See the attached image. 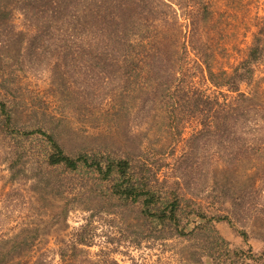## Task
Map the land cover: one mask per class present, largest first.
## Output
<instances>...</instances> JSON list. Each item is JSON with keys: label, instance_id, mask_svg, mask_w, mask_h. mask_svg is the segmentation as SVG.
Wrapping results in <instances>:
<instances>
[{"label": "trees", "instance_id": "1", "mask_svg": "<svg viewBox=\"0 0 264 264\" xmlns=\"http://www.w3.org/2000/svg\"><path fill=\"white\" fill-rule=\"evenodd\" d=\"M215 13L212 0H0V77L5 89L14 77V64L3 53L10 45L24 71L49 64L57 77L73 81L68 88L83 102L118 104L128 134H137L157 114L155 134H179V142L182 134H191L185 145L189 150L178 151L175 142L173 151L156 152L153 159L129 153L102 159L72 156L54 133L38 128L25 132L41 133L48 146L35 168L14 145L0 148L13 186L30 181L33 190L41 186L38 191L59 194L63 181L54 169L73 172L83 165L106 178L114 176L110 197L126 203L142 198V221L160 226L153 236L107 234L104 245L92 251L101 235L88 219L69 236L57 237L55 248L22 247L32 242L26 234L7 249L11 239L3 234L5 218L0 216V264H56L57 258V264H120L117 254L127 253L121 247L145 243L161 251L154 264H264V254L251 246L232 247L216 226L221 220L233 224L230 214L251 221L255 199L264 197V16L257 15V30L245 54L231 63L228 34ZM21 18L23 29L18 27ZM49 53L54 58L48 59ZM72 62L74 73L69 70ZM0 114L3 128H10L12 116L3 100ZM220 166L225 172L221 177L216 172ZM247 170V177L236 184L240 176L235 175ZM11 192H0V200ZM211 195L223 200L221 210L227 214L208 216L200 201ZM192 215L200 221L187 230L183 221ZM171 225L175 232L165 236ZM242 234L247 241L248 233ZM169 238L176 242H166Z\"/></svg>", "mask_w": 264, "mask_h": 264}, {"label": "rangeland", "instance_id": "2", "mask_svg": "<svg viewBox=\"0 0 264 264\" xmlns=\"http://www.w3.org/2000/svg\"><path fill=\"white\" fill-rule=\"evenodd\" d=\"M212 1L213 9L216 11L215 16L222 20L221 25L228 34L230 62L236 63L245 54L253 32L257 30L255 25L257 15L264 16V0ZM23 22L22 18L18 21L19 28L25 27ZM0 40L3 46L4 37L1 36ZM4 49L6 60L14 64L11 66L14 69V77L12 81L6 83L7 89L3 87L0 77V100L7 102L12 116L11 127L4 129L0 114V148L9 145L19 148L27 154L28 166L35 168V164L44 160L48 150L41 133H25L38 128L54 133L65 152L72 156L86 154L107 159L108 156L118 157L129 153L138 154L142 158L149 156L153 159L156 152L173 151L175 142L178 143V151L183 148L190 149L189 146H185L187 139L191 136L189 133L182 134L180 142L179 134H155L158 114L156 118L153 117L151 123L137 128V134H128L124 128L126 115L118 114V104L117 108L113 102L109 101L98 107L83 102L68 88V83L73 81L68 82L57 77L53 74L51 65L43 63L34 67L35 69L26 68L24 71L23 65L15 57L14 46L8 45ZM45 55L46 52L43 56ZM50 58L54 57L49 53L48 59ZM224 60L226 61L227 58L224 57ZM69 70L72 73L75 72L73 62ZM149 126L150 130H148ZM187 130L189 129L187 128L185 132ZM1 134L10 135L5 138ZM18 134L30 135L20 137ZM197 148L198 151L201 150L202 142H199ZM223 168L220 166V170L216 171L220 177L225 175ZM54 170V174L63 181L62 193H48L44 189L45 193H43L38 191L41 186L33 190L30 181L13 186L10 182L6 158L0 155V192L12 191L9 197L6 199L3 197L0 200V216L5 218L3 234L11 239L7 249L13 246L16 237H18L16 241L21 242V238L26 234L32 242L23 243L22 247L55 248L59 245L57 237L69 236L88 219L93 220V225L101 235V238H98L91 247L92 251L99 250L104 245L107 234L110 233L113 237L124 239H129L133 235L159 234L158 224L151 225L150 221H142V198L135 203L131 201L126 203L116 196H109L112 193L110 189L114 176L106 178L97 170L83 165L73 172L60 167ZM164 170L166 168L161 169L159 174L161 180L165 178ZM249 172L247 170L235 175V177L240 176L236 184L243 181ZM227 174L232 176L229 170ZM214 198L211 195L210 198H203V201H200L208 216H211L213 212L227 214L226 211L221 210L224 206L223 200ZM254 205L251 221L246 222L243 218H234L230 214L233 224L227 220H221L216 222V226L219 232L230 241L232 247L249 250L251 246L254 252L264 254V222L258 219H264V197L258 196ZM225 206H229L228 203H225ZM156 207L159 208V206ZM64 209H68L67 213ZM260 209H263V212ZM189 218L183 221V224L186 223L187 230L193 229L200 221L193 215ZM242 231L248 233L247 241ZM163 232L165 236H169L175 232V226H167ZM166 242L175 243L176 240L169 238ZM206 245L210 246L208 243H205ZM121 248L127 253L117 254L120 264H154L157 255L161 252L158 246L149 248L146 243L140 248L135 246ZM58 260L57 258L56 264Z\"/></svg>", "mask_w": 264, "mask_h": 264}]
</instances>
